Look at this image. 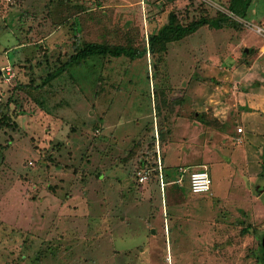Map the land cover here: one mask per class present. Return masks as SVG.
I'll return each mask as SVG.
<instances>
[{
  "label": "rangeland",
  "instance_id": "rangeland-1",
  "mask_svg": "<svg viewBox=\"0 0 264 264\" xmlns=\"http://www.w3.org/2000/svg\"><path fill=\"white\" fill-rule=\"evenodd\" d=\"M215 2L0 0V264H264V0Z\"/></svg>",
  "mask_w": 264,
  "mask_h": 264
},
{
  "label": "trees",
  "instance_id": "trees-1",
  "mask_svg": "<svg viewBox=\"0 0 264 264\" xmlns=\"http://www.w3.org/2000/svg\"><path fill=\"white\" fill-rule=\"evenodd\" d=\"M250 3V0H230L229 7L232 13H235L234 15H240L244 18L248 13L247 10ZM228 18H230V16L227 14H222V17L219 18L216 17L210 19L207 17H201L200 19L194 20L186 26L167 24L163 26L157 33H154L150 36L149 45L151 51L153 53L157 52L156 47L159 48V46L162 50H165L168 43L179 41L186 36L196 33L200 28L205 26L216 29H223L226 26H231L229 25L230 23L227 22ZM94 55H110L113 57L126 55L132 58L135 56L134 51L131 48L110 46L107 44L87 43L82 50L70 56L64 66H68L72 63H80L81 60L88 59ZM156 172L158 173L157 170ZM261 259L264 263L263 258Z\"/></svg>",
  "mask_w": 264,
  "mask_h": 264
},
{
  "label": "built area",
  "instance_id": "built-area-1",
  "mask_svg": "<svg viewBox=\"0 0 264 264\" xmlns=\"http://www.w3.org/2000/svg\"><path fill=\"white\" fill-rule=\"evenodd\" d=\"M158 167V178L161 182V187H165L164 181V166L161 158L157 161ZM183 173H186L187 170H182ZM139 181L145 182L148 180V173L146 171H141L138 173ZM188 180H189V188L192 193L195 194H208L211 191L212 187V178L211 174L207 167H203L202 169L195 170L192 172H188Z\"/></svg>",
  "mask_w": 264,
  "mask_h": 264
},
{
  "label": "crops",
  "instance_id": "crops-1",
  "mask_svg": "<svg viewBox=\"0 0 264 264\" xmlns=\"http://www.w3.org/2000/svg\"><path fill=\"white\" fill-rule=\"evenodd\" d=\"M206 1H209V2H211V4L216 5V2H215L216 0H206Z\"/></svg>",
  "mask_w": 264,
  "mask_h": 264
}]
</instances>
